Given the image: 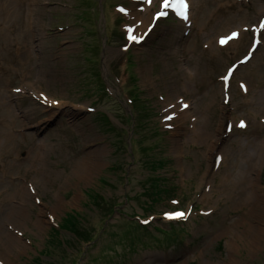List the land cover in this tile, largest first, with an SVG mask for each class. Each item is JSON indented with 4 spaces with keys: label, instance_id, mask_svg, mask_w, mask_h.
<instances>
[{
    "label": "rangeland",
    "instance_id": "obj_1",
    "mask_svg": "<svg viewBox=\"0 0 264 264\" xmlns=\"http://www.w3.org/2000/svg\"><path fill=\"white\" fill-rule=\"evenodd\" d=\"M188 1L0 0V264H264V0Z\"/></svg>",
    "mask_w": 264,
    "mask_h": 264
},
{
    "label": "snow or ice",
    "instance_id": "obj_2",
    "mask_svg": "<svg viewBox=\"0 0 264 264\" xmlns=\"http://www.w3.org/2000/svg\"><path fill=\"white\" fill-rule=\"evenodd\" d=\"M144 2L146 4L151 5L153 3V0H144ZM159 7L160 10L155 14L156 19H160L161 17H165L168 15V11L169 9H171L177 16H179L181 19L187 20L188 19V4L186 3V0H159ZM122 12L124 11V9H120ZM260 29H264V23H262L260 25ZM128 39L130 41L133 42H139L140 39H142V37H138L134 34V29L132 28H128ZM259 31V30H257ZM237 36L236 33H233L232 36L230 37H225L223 39H221V44H225L227 43L228 40L235 38ZM260 41L258 40L257 43H259ZM246 62V61H243ZM230 74V73H229ZM227 76L225 77V80H227ZM184 107L186 108L187 105H184ZM169 119H171V117H169ZM239 127L244 128L245 124L242 121L239 125ZM185 213L184 212H175L172 215H169L168 218L169 219H173V218H182L185 217Z\"/></svg>",
    "mask_w": 264,
    "mask_h": 264
},
{
    "label": "bare ground",
    "instance_id": "obj_3",
    "mask_svg": "<svg viewBox=\"0 0 264 264\" xmlns=\"http://www.w3.org/2000/svg\"><path fill=\"white\" fill-rule=\"evenodd\" d=\"M147 6L148 7H150V5L149 4H147ZM151 8V7H150ZM149 8V9H150ZM134 14H132V13H130V16H133ZM190 15H191V11L188 13V19L187 20H189L190 19ZM151 20V19H150ZM144 23H146V21L144 22ZM144 23H143V25H144ZM147 25V24H146ZM149 25H150V23H149ZM148 25V26H149ZM146 29H147V27H146ZM145 29V27H143L142 29H141V31H140V33L138 34V36L139 37H143L144 35H145V32L147 31ZM151 32H152V30H151ZM150 32H149V34L145 37V40L147 41V39H148V37H150ZM146 41H144V42H146ZM141 46H142V43H141ZM235 72H236V70H235ZM40 93V92H39ZM52 97H49V96H44L43 97V100L44 101H47V102H52L53 100L51 99ZM56 101V100H55ZM52 103H55V102H52ZM187 113V112H186ZM185 113V114H186ZM199 136L200 137H204V135H203V132H201L200 133V131H199ZM178 149H179V147H178ZM255 182H256V185L255 186H257V184L259 183V180L257 179V177H256V179H255ZM253 190H256V187H255V189H253ZM250 193L252 194V196H251V194H250V199L253 201V200H255L256 198H258V196L256 195V193H255V191H250ZM59 199V198H58ZM264 199V198H263ZM59 201L60 202H62V203H64V201L62 200V199H59ZM14 210H15V213H18L17 211H19L17 208H14ZM0 233L2 234V235H4L5 236V238H6V240L8 241V242H10V243H20V240L18 239V238H16V237H13L11 234H9V233H7V232H5V230H3V228H0ZM4 233V234H3ZM13 245V244H12ZM24 247V246H23ZM24 249H26V248H24Z\"/></svg>",
    "mask_w": 264,
    "mask_h": 264
},
{
    "label": "trees",
    "instance_id": "obj_4",
    "mask_svg": "<svg viewBox=\"0 0 264 264\" xmlns=\"http://www.w3.org/2000/svg\"><path fill=\"white\" fill-rule=\"evenodd\" d=\"M101 116H103V115H101ZM106 117V116H105ZM107 118V117H106ZM62 229H61V227L59 226V228H58V230H57V232L58 231H61ZM78 239H81V236L78 238ZM82 241H84L83 239H81ZM89 242V241H88Z\"/></svg>",
    "mask_w": 264,
    "mask_h": 264
}]
</instances>
